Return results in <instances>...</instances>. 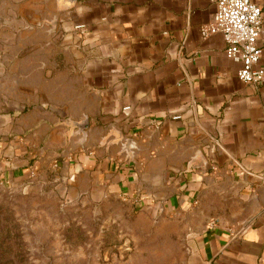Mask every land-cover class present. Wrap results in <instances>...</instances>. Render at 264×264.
Instances as JSON below:
<instances>
[{"label": "crops", "instance_id": "obj_1", "mask_svg": "<svg viewBox=\"0 0 264 264\" xmlns=\"http://www.w3.org/2000/svg\"><path fill=\"white\" fill-rule=\"evenodd\" d=\"M10 4L0 178L110 207L92 264H264V83L202 36L212 0Z\"/></svg>", "mask_w": 264, "mask_h": 264}, {"label": "rangeland", "instance_id": "obj_2", "mask_svg": "<svg viewBox=\"0 0 264 264\" xmlns=\"http://www.w3.org/2000/svg\"><path fill=\"white\" fill-rule=\"evenodd\" d=\"M10 1L0 0L3 70L10 65L5 56L13 52L7 37ZM4 83L0 81V88ZM3 102L0 96V105ZM109 209L95 202L71 200L53 181L8 184L0 178V264L102 263L101 250L124 241L117 223L106 219Z\"/></svg>", "mask_w": 264, "mask_h": 264}, {"label": "built area", "instance_id": "obj_3", "mask_svg": "<svg viewBox=\"0 0 264 264\" xmlns=\"http://www.w3.org/2000/svg\"><path fill=\"white\" fill-rule=\"evenodd\" d=\"M215 11L211 22L201 28L202 36L221 34L224 54L239 65L237 78L245 84L264 83L260 64L262 9L254 0H212Z\"/></svg>", "mask_w": 264, "mask_h": 264}, {"label": "water", "instance_id": "obj_4", "mask_svg": "<svg viewBox=\"0 0 264 264\" xmlns=\"http://www.w3.org/2000/svg\"><path fill=\"white\" fill-rule=\"evenodd\" d=\"M69 1H72V0H69ZM77 125H79L80 128H84L85 127L84 124H81V123H78Z\"/></svg>", "mask_w": 264, "mask_h": 264}]
</instances>
